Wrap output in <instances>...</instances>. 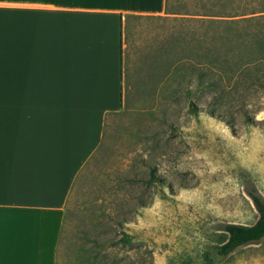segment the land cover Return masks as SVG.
I'll list each match as a JSON object with an SVG mask.
<instances>
[{
	"label": "rangeland",
	"instance_id": "1",
	"mask_svg": "<svg viewBox=\"0 0 264 264\" xmlns=\"http://www.w3.org/2000/svg\"><path fill=\"white\" fill-rule=\"evenodd\" d=\"M257 30L264 0H168L163 16L127 18L122 108L73 185L59 264H264V238L218 253L227 224L260 217L264 89L241 86L221 117L194 86L161 82L188 73L183 65L204 61L213 43Z\"/></svg>",
	"mask_w": 264,
	"mask_h": 264
},
{
	"label": "crops",
	"instance_id": "2",
	"mask_svg": "<svg viewBox=\"0 0 264 264\" xmlns=\"http://www.w3.org/2000/svg\"><path fill=\"white\" fill-rule=\"evenodd\" d=\"M168 0H0V264H59L73 185L122 108L129 17Z\"/></svg>",
	"mask_w": 264,
	"mask_h": 264
},
{
	"label": "trees",
	"instance_id": "3",
	"mask_svg": "<svg viewBox=\"0 0 264 264\" xmlns=\"http://www.w3.org/2000/svg\"><path fill=\"white\" fill-rule=\"evenodd\" d=\"M249 33L251 41L237 34L239 41L213 43L207 47L204 61L196 58L189 66L183 65L189 70L188 73L165 76L161 82L164 84L171 80L172 90L174 87L175 90H181L188 84L191 91L194 86L197 93L211 96L210 113L222 117L223 102L228 97H235L241 86H244L245 92L250 93L264 89V31ZM242 49L251 51L250 59L244 61V58L235 57ZM174 68L179 69V66L175 65ZM190 104L193 106L192 101ZM151 178L154 180L153 174ZM253 200L260 214L258 221L253 225L227 224L224 227L226 239L218 248L220 255L226 256L242 246L257 243L264 238V200L260 196H253Z\"/></svg>",
	"mask_w": 264,
	"mask_h": 264
}]
</instances>
